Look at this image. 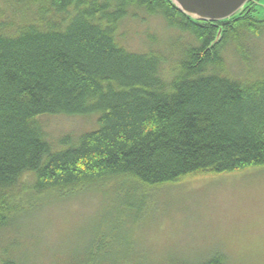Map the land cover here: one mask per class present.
<instances>
[{
    "label": "trees",
    "instance_id": "obj_1",
    "mask_svg": "<svg viewBox=\"0 0 264 264\" xmlns=\"http://www.w3.org/2000/svg\"><path fill=\"white\" fill-rule=\"evenodd\" d=\"M1 3L0 232L48 199L113 179L156 188L264 165V71L237 78L222 55L235 44L246 63L242 36L264 35V22L196 21L168 0ZM132 8L193 41L171 61L128 48L118 35ZM50 115H95L97 127L55 147L39 120ZM97 233L64 264H135L111 250L117 237ZM17 238L0 245V264H26ZM197 264L227 260L216 252Z\"/></svg>",
    "mask_w": 264,
    "mask_h": 264
},
{
    "label": "rangeland",
    "instance_id": "obj_2",
    "mask_svg": "<svg viewBox=\"0 0 264 264\" xmlns=\"http://www.w3.org/2000/svg\"><path fill=\"white\" fill-rule=\"evenodd\" d=\"M244 34L246 63L235 44L222 50L228 74L237 78L264 71V35ZM118 39L134 51L153 49L170 61L193 41L168 28L161 16L137 8L129 10ZM39 120L55 147L65 137L73 140L97 127L95 115ZM47 202L15 231L0 232V245L19 238L26 264H64L72 253L83 252L96 232L117 237L115 242L106 237L111 250L131 255L128 260L135 264H197L216 252L226 256L227 264H264V165L156 188L113 179Z\"/></svg>",
    "mask_w": 264,
    "mask_h": 264
},
{
    "label": "water",
    "instance_id": "obj_3",
    "mask_svg": "<svg viewBox=\"0 0 264 264\" xmlns=\"http://www.w3.org/2000/svg\"><path fill=\"white\" fill-rule=\"evenodd\" d=\"M172 6L192 20L204 22H223L243 14L253 0H168ZM222 36L218 31L211 47L217 44Z\"/></svg>",
    "mask_w": 264,
    "mask_h": 264
},
{
    "label": "flooded vegetation",
    "instance_id": "obj_4",
    "mask_svg": "<svg viewBox=\"0 0 264 264\" xmlns=\"http://www.w3.org/2000/svg\"><path fill=\"white\" fill-rule=\"evenodd\" d=\"M240 16L254 21L264 22V0H253L249 2L245 12Z\"/></svg>",
    "mask_w": 264,
    "mask_h": 264
}]
</instances>
